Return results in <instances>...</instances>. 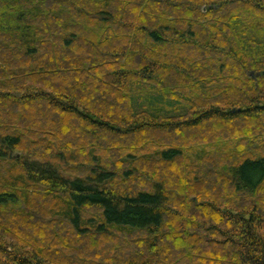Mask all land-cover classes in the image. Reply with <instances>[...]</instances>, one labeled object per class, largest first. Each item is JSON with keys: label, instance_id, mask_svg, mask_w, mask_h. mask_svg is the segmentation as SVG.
<instances>
[{"label": "trees", "instance_id": "obj_1", "mask_svg": "<svg viewBox=\"0 0 264 264\" xmlns=\"http://www.w3.org/2000/svg\"><path fill=\"white\" fill-rule=\"evenodd\" d=\"M0 264H264V0H0Z\"/></svg>", "mask_w": 264, "mask_h": 264}, {"label": "rangeland", "instance_id": "obj_2", "mask_svg": "<svg viewBox=\"0 0 264 264\" xmlns=\"http://www.w3.org/2000/svg\"><path fill=\"white\" fill-rule=\"evenodd\" d=\"M221 141H222V140H219V142H218L219 145H221ZM122 151H123V150H122ZM112 152L116 153L117 155H118V154L120 155V152H119V150H117V149H115V150L113 149ZM124 152H125V151H124ZM124 152H123V153H124ZM123 153H122V154H123ZM122 154H121V155H122Z\"/></svg>", "mask_w": 264, "mask_h": 264}, {"label": "water", "instance_id": "obj_3", "mask_svg": "<svg viewBox=\"0 0 264 264\" xmlns=\"http://www.w3.org/2000/svg\"><path fill=\"white\" fill-rule=\"evenodd\" d=\"M250 76L253 77V78L255 77L253 72L250 73Z\"/></svg>", "mask_w": 264, "mask_h": 264}]
</instances>
